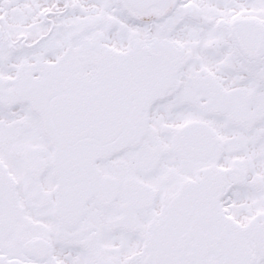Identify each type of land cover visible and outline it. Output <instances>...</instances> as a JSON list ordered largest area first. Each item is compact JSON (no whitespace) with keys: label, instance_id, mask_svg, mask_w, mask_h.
I'll return each instance as SVG.
<instances>
[{"label":"snow or ice","instance_id":"6c2138e0","mask_svg":"<svg viewBox=\"0 0 264 264\" xmlns=\"http://www.w3.org/2000/svg\"><path fill=\"white\" fill-rule=\"evenodd\" d=\"M0 264H264V0H0Z\"/></svg>","mask_w":264,"mask_h":264}]
</instances>
